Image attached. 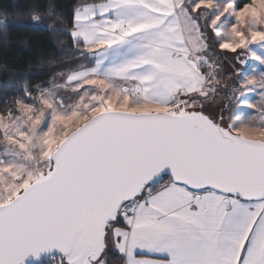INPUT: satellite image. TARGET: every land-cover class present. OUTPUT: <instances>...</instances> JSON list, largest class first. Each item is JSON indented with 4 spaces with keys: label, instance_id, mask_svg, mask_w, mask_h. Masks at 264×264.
I'll return each instance as SVG.
<instances>
[{
    "label": "snow or ice",
    "instance_id": "6c2138e0",
    "mask_svg": "<svg viewBox=\"0 0 264 264\" xmlns=\"http://www.w3.org/2000/svg\"><path fill=\"white\" fill-rule=\"evenodd\" d=\"M16 15L58 55L0 88V264H264V0Z\"/></svg>",
    "mask_w": 264,
    "mask_h": 264
},
{
    "label": "trees",
    "instance_id": "16d2710c",
    "mask_svg": "<svg viewBox=\"0 0 264 264\" xmlns=\"http://www.w3.org/2000/svg\"><path fill=\"white\" fill-rule=\"evenodd\" d=\"M32 2L0 0V17L8 14L9 19H16V14L26 13ZM18 19L20 26L10 29L6 37L0 36V88L15 86L22 79L39 83L49 74L48 60L58 55L56 44L47 32L32 26L27 15Z\"/></svg>",
    "mask_w": 264,
    "mask_h": 264
}]
</instances>
